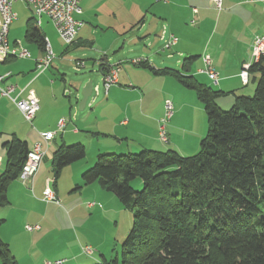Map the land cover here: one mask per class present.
I'll return each instance as SVG.
<instances>
[{
    "label": "crops",
    "instance_id": "crops-1",
    "mask_svg": "<svg viewBox=\"0 0 264 264\" xmlns=\"http://www.w3.org/2000/svg\"><path fill=\"white\" fill-rule=\"evenodd\" d=\"M81 9L80 19L84 26L76 41L71 46H66L68 48L64 53L72 48L97 46L98 38L105 37L103 46H97L94 51V56L99 58L92 60L90 64L81 59L77 60L84 62L83 68L96 70L100 75L99 64L103 59L107 60L108 66L118 68V83L107 94L104 91L102 94L98 93L95 108L92 106L87 114H78V109L76 111L73 105L78 108L81 90L90 80L88 75L68 81L59 70L48 71L51 64L39 74L36 71V62L42 59L41 55L35 56V60L7 57L0 62V88L13 86L11 96L17 99L26 97L31 91L39 105L35 118L30 126H26L13 103L0 96V174L6 164L2 145L12 135L26 142L30 149L41 142L39 133H55L50 143H42L44 155L30 185L21 184V187L15 183L16 180L11 182L6 193L8 205L0 207V219L3 220L0 225V240L7 244L18 264H42L44 261L54 260H65L64 264L99 263L96 251L87 244L84 246L82 238V235L89 234L84 219L94 215L99 203L95 205V202H89L94 203V206L88 207V203L83 204L75 196H68L71 192L61 195L57 180L53 182L50 178L51 161L59 146H85V159L65 167L62 171V174L64 170L72 173L73 187H76L80 184V175L92 165L98 154L163 150V145L157 140L158 125L163 115L162 97L152 83L159 80V76L153 71L166 67L162 55L166 59H172L171 55H166V49L162 46L167 27L170 30L169 40L171 36L176 37L174 32H178L176 45L170 47L178 57L196 58L194 63L201 65L202 57L208 56L211 59L219 81L217 86L211 81L206 85L228 93L225 95L228 97H220L230 100L227 103L223 99L217 100V105L222 109H225L224 105L233 104L234 97L230 93L250 96L247 93L249 84H252L250 75L244 81L240 73L254 62V39L264 37V0H254L251 3H244L243 0H222L220 10L211 0H170L167 4L155 0H82ZM164 22L168 23L167 27ZM160 30L162 33L164 31V35ZM10 31L11 26L8 44L12 48L14 43H10ZM136 32L141 33V39L149 47H144L139 54L133 56L137 51L131 49L137 45L136 40L140 39L135 36ZM130 52H133V57L129 59ZM136 59L145 61L153 71L134 65L132 61ZM227 83L233 84L226 88ZM151 93L158 94V100ZM144 109L158 113L152 117H144L141 113ZM178 113L174 111L168 122ZM61 119H64V124L59 130L58 122ZM166 130L168 142L163 144L170 145L177 130L173 127H166ZM202 138L203 135L199 132L191 134L192 151L199 147ZM172 145L171 149L181 152L177 142L173 141ZM47 183L52 186L61 203L65 200L67 208L63 209L53 203L42 205V192ZM93 186L95 185L83 187L79 195L100 189L97 185ZM14 209L20 210V218L12 213L11 210ZM50 209L60 217L53 224L48 220ZM27 225L38 226L39 229L28 232L25 230ZM86 246L93 250L91 256L82 253V248Z\"/></svg>",
    "mask_w": 264,
    "mask_h": 264
},
{
    "label": "trees",
    "instance_id": "trees-1",
    "mask_svg": "<svg viewBox=\"0 0 264 264\" xmlns=\"http://www.w3.org/2000/svg\"><path fill=\"white\" fill-rule=\"evenodd\" d=\"M24 41L45 53L46 37L33 17L26 21ZM137 66L153 71L142 60ZM109 67L100 62L102 77ZM184 71L187 75L168 68L153 73L173 76L195 91L207 119L200 151L189 157L173 150L101 153L81 174L82 186L97 184L132 214L119 257L101 256L96 264H264V56L247 69L253 94L230 93L234 101L228 110L217 105L228 93L197 82L189 65ZM2 148L1 208L8 205L7 188L18 180L30 150L15 135ZM85 157L82 144L59 146L51 161L53 182ZM0 263L18 264L1 240Z\"/></svg>",
    "mask_w": 264,
    "mask_h": 264
},
{
    "label": "rangeland",
    "instance_id": "rangeland-1",
    "mask_svg": "<svg viewBox=\"0 0 264 264\" xmlns=\"http://www.w3.org/2000/svg\"><path fill=\"white\" fill-rule=\"evenodd\" d=\"M159 3V2H158ZM13 12L16 14V20L11 25V31L9 35L10 43H20L22 49H25L29 52L30 57L27 59L35 60V56L41 55L43 58L44 54L40 53L36 46L33 44H28L24 41V32L26 27V21L28 18L33 17V14L31 12V9L23 2H15L12 6ZM178 14V10H177ZM178 23V20H177ZM164 24L166 27L168 26L167 22ZM178 25V24H177ZM187 25H191L190 23ZM194 25V24H193ZM192 25V26H193ZM45 37L46 41L49 44L51 51L53 53V59L51 61V66L49 67L48 71H54L55 69L59 70L60 73L64 74L68 81L69 80H75L78 79L84 75H88L89 78L93 81V84L95 86H98L99 94L103 93V85H102V77L99 73L96 72V70L88 69V68H82L80 70L75 69V64L77 59L84 60L87 64H90L92 60H96V56H94V51L97 48V46L102 45L105 43V37L98 38L97 46L93 47H87V48H72L68 49L69 51L67 53H64L66 47L63 42L60 40L59 36L56 33L55 28L52 26V24L45 18L42 17L41 19V25H40ZM163 30V28H161ZM178 31V27L176 29ZM160 33L161 30H160ZM166 33V31H165ZM178 33V32H177ZM174 32L175 36L178 38V34ZM168 34H170V30L167 27V35H165V42L162 44L163 49L165 45H167L169 39ZM135 36L140 39L136 40L134 49L132 47L131 50H135L136 56L140 53V50H143L144 47H149L146 42H143L144 39H141V33L135 34ZM166 55H171L172 59H166L165 55H162V59L166 64L165 68L173 69L177 72H179L182 75H187L185 73V66H190V74L191 71L194 76L195 80L199 82L200 84H203L207 86L206 84H210V80L206 76V74L203 72L204 66L199 63H188L186 60H188L190 57L186 56L183 58H180L176 55V53H173V49H166L164 51ZM133 52H130V55L128 58L130 59ZM172 53V54H171ZM110 56V55H108ZM208 57V56H207ZM201 66V67H200ZM233 83H227L225 86L226 88H229V86ZM153 87L157 88L159 90V96L162 97L161 106L163 108V115H164V104L165 101L168 100L172 103L173 107V113L174 111H178V115L172 119L170 122L165 121V125L167 129L170 127H173V129H176L175 133L173 134V139L171 140L170 145L163 144L158 136L157 140L158 142L163 145V150L161 152H166L168 150H173L172 144L173 141L178 143V150H181L179 153L180 155H184L186 157L193 156L197 154L200 151V144L199 147H196L195 151H192L194 149H191V140L190 136L194 132H199L203 137L206 135L207 132V119L206 115L203 111V107L199 100L197 99L196 93L193 90H188L184 88V86L179 83L173 76H159V80H155L152 83ZM234 87L236 84L233 85ZM150 88V86L148 87ZM255 86L250 83L249 88L247 90V93L250 94V96L253 94ZM213 90L218 91L219 89L217 87H212ZM229 90V89H225ZM252 90V92L250 91ZM161 92V93H160ZM251 92V93H250ZM156 97L158 100V94L155 95L154 93H151V96ZM93 96L92 98H94ZM228 97V96H225ZM90 98L87 101V105L83 111H77V106L74 104L73 107H76V111L78 114L85 115L89 112L90 108H95L96 106V99H98V96L95 97V100ZM223 99L222 101L228 102L227 98H218ZM217 99V100H218ZM221 103V102H220ZM223 106V105H222ZM231 107V105H224L225 109L222 110H228ZM144 117L148 116H155L157 112H154L153 110L144 109L142 112ZM162 115V119H163ZM24 119V118H23ZM168 123V124H167ZM24 124L26 126H30V123L26 122L24 120ZM174 131V130H172ZM187 143V145H185ZM160 151V150H159ZM140 152V151H137ZM116 155H121L122 153H115ZM95 162V161H94ZM93 164V163H92ZM40 167V166H39ZM63 171V170H62ZM65 172L60 173L59 177L57 178V185H58V191L62 194H66L68 192H71L68 196H75L77 200H80L83 204H87L89 202H95V205L97 203V209L92 216H86L85 221V228L88 229L87 231L89 234L82 235L83 238V244L91 246L93 250L96 251L97 259L101 260V256H103L106 260H112L114 258L119 257L120 251H121V244L129 232V229L132 225V214L131 212L125 210L120 202L117 200V198L111 194L107 193L101 188L92 191H88L86 193H83L82 195H79L81 192L80 190L83 189L84 186L81 184V177H80V184L77 185L81 187V189H77L76 187H73L74 185V178L72 177V173L69 170H64ZM50 177L51 180H53V173ZM81 176V175H80ZM15 183H18L21 187V182L16 180ZM96 187L97 184H93ZM98 186V185H97ZM73 187V190H72ZM99 187V186H98ZM136 190H139L140 185L137 182L134 187ZM30 195V194H29ZM43 201V192H42V199ZM65 201V200H64ZM62 200V203L60 202L59 207L65 209L67 208L65 205V202ZM15 203L17 201H14ZM22 203L24 200L21 201ZM47 203L42 202V205H46ZM12 213L16 216V218L21 217L20 210H11ZM60 219V217L57 215L56 212H54L52 209L49 211L48 220L53 224L56 220Z\"/></svg>",
    "mask_w": 264,
    "mask_h": 264
},
{
    "label": "built area",
    "instance_id": "built-area-1",
    "mask_svg": "<svg viewBox=\"0 0 264 264\" xmlns=\"http://www.w3.org/2000/svg\"><path fill=\"white\" fill-rule=\"evenodd\" d=\"M81 1L82 0H0V62L3 61L7 57H13L17 59H27L30 57V54L27 50L22 49L21 44L16 42L13 47L10 48L8 44V34L9 29L12 23L16 20V14L13 12V4L15 2H23L30 9L33 14V18L36 23L40 25L42 17H45L47 20L51 22L53 27L55 28L60 40L63 42L65 46H71L84 26L83 21L80 19L82 14L81 9ZM156 2H160L163 4H167L170 0H155ZM222 0H211L214 6L220 10ZM254 0H243L244 3H251ZM196 12V10H193ZM193 24V22H191ZM164 35V31L162 33ZM177 38L174 36L170 37L167 45H165V49H169L170 47L176 45ZM252 54L254 60H257L260 56H264V37H257L254 39L252 43ZM53 59V53L49 44L47 43L45 47V53L42 59L36 62V71L37 73H43L51 64ZM140 62L139 59L133 60L132 63L137 65ZM202 62L204 66L203 72L206 74L208 79L214 86L218 85V75L215 72L212 61L209 57H202ZM84 67L83 61H76L75 69L80 70ZM248 66L245 67L241 73L240 77L244 81L248 78L247 72ZM2 78H0L1 80ZM118 83V68L115 66H110L107 72L102 77V85L103 91L105 94L109 91L112 86H115ZM14 91L13 86H7L4 88H0V96L8 98L16 109L21 113L24 120L28 123H31L35 118L36 113L39 110L38 100L33 94V92H29L26 97L22 99H17L16 97H12L11 94ZM98 86L92 87V95L98 96ZM92 98L93 100L95 99ZM173 115V107L172 103L168 100L165 101L164 104V115L162 121L158 125V138L162 143L168 142V135L166 130L165 121L168 122ZM64 124V119H61L58 122V129L60 130ZM41 142L34 144L29 152L27 153L26 160L24 165L22 166L21 172L18 176V181L21 182L22 185L29 186L32 179L38 172L43 153V144H48L52 141L55 136V133L45 132L39 133ZM52 184V183H51ZM52 186L47 183L43 189V201L45 203H53L56 205H60V201L53 192ZM88 207H93L94 203H88ZM38 226H25V230L28 232L38 230ZM82 253L88 256L93 254V250L86 246L82 248ZM65 260H54V261H44L42 264H64Z\"/></svg>",
    "mask_w": 264,
    "mask_h": 264
},
{
    "label": "water",
    "instance_id": "water-1",
    "mask_svg": "<svg viewBox=\"0 0 264 264\" xmlns=\"http://www.w3.org/2000/svg\"><path fill=\"white\" fill-rule=\"evenodd\" d=\"M106 59H103V62H106ZM92 87H93V81L90 79L88 80L82 90H81V100L78 104V110L83 111L86 107L87 101L91 98L92 95Z\"/></svg>",
    "mask_w": 264,
    "mask_h": 264
}]
</instances>
